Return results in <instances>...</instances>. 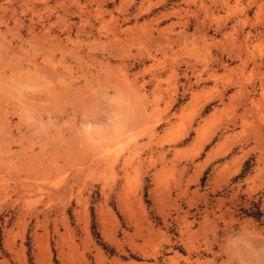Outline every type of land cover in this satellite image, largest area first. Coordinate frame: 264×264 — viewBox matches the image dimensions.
Segmentation results:
<instances>
[{
    "label": "rangeland",
    "instance_id": "obj_1",
    "mask_svg": "<svg viewBox=\"0 0 264 264\" xmlns=\"http://www.w3.org/2000/svg\"><path fill=\"white\" fill-rule=\"evenodd\" d=\"M0 264H264V0H0Z\"/></svg>",
    "mask_w": 264,
    "mask_h": 264
},
{
    "label": "bare ground",
    "instance_id": "obj_2",
    "mask_svg": "<svg viewBox=\"0 0 264 264\" xmlns=\"http://www.w3.org/2000/svg\"><path fill=\"white\" fill-rule=\"evenodd\" d=\"M221 1V0H220ZM224 7V6H223ZM238 12V11H237ZM239 18V17H238ZM241 23V22H240ZM262 27V26H261ZM228 40V39H227ZM240 44V43H239ZM236 49V48H235ZM242 50V49H241ZM233 52V51H232ZM235 54V53H234ZM235 56V55H234ZM250 57V56H249ZM236 58V57H235ZM244 71V70H243ZM126 165V164H125Z\"/></svg>",
    "mask_w": 264,
    "mask_h": 264
}]
</instances>
